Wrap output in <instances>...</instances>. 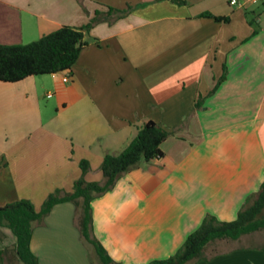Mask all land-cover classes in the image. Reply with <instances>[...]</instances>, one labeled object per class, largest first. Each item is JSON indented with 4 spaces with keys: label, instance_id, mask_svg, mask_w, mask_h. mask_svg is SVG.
I'll return each mask as SVG.
<instances>
[{
    "label": "crops",
    "instance_id": "0c3cea01",
    "mask_svg": "<svg viewBox=\"0 0 264 264\" xmlns=\"http://www.w3.org/2000/svg\"><path fill=\"white\" fill-rule=\"evenodd\" d=\"M127 6L123 17L91 27L71 70L0 81V206L25 198L39 210L55 189H72L83 159L85 180L102 181L104 154L153 120L169 132L163 155L91 201L93 234L109 256L148 264L172 255L206 214L233 220L264 179V2L0 0V44ZM74 212L58 203L35 225L39 264H89ZM0 231V249L15 243ZM206 255L184 264H264V244Z\"/></svg>",
    "mask_w": 264,
    "mask_h": 264
},
{
    "label": "trees",
    "instance_id": "16d2710c",
    "mask_svg": "<svg viewBox=\"0 0 264 264\" xmlns=\"http://www.w3.org/2000/svg\"><path fill=\"white\" fill-rule=\"evenodd\" d=\"M131 9L132 6L95 10L89 21L82 26L64 24L29 43L0 44V81L16 82L32 75L71 70L81 49L88 43L85 37L91 27L99 22L112 23ZM202 15L217 21H228L227 16H215L209 12ZM94 41L97 42V39L94 38ZM225 74L226 67L223 65L222 75L211 92L223 81ZM201 103L197 98L195 107H199ZM168 135L165 128L149 119L138 127L135 137L121 151L104 154L100 165L102 181L85 180L84 174L89 163L83 159L79 162L82 174L73 182L72 189H55L46 196L39 210L25 198L0 206V227L8 228L15 236L14 244L0 249L2 263L39 264L30 247L33 229L35 225L42 223L56 204L68 201L75 207V225L82 242L91 248L100 264H120L109 256L93 234L91 201L113 189L124 173L141 163L161 157L163 152L160 145ZM256 231L264 232V179L258 190L246 198L233 220L222 221L212 214H206L200 225L187 235L172 255L152 260L148 264H184L190 260L207 258L210 244L218 240H239ZM2 237L3 233L0 231V241Z\"/></svg>",
    "mask_w": 264,
    "mask_h": 264
},
{
    "label": "rangeland",
    "instance_id": "374dc122",
    "mask_svg": "<svg viewBox=\"0 0 264 264\" xmlns=\"http://www.w3.org/2000/svg\"><path fill=\"white\" fill-rule=\"evenodd\" d=\"M244 1L245 0H240V3L244 2ZM141 164H142L143 168H146V165H144V163H141ZM74 210H75V207H74ZM73 214H74V222H75L76 211ZM252 243H254V245L264 244V232L263 231H256V232L251 233L248 236H244L241 239L234 240V241H225V240L219 241L218 240V241L210 244V246L207 250V253L212 254L213 252H216V251H218V252L219 251H225V250H228L230 248L248 245V244H252ZM87 261L89 264H100V262L96 258L93 251L89 252V257H88Z\"/></svg>",
    "mask_w": 264,
    "mask_h": 264
},
{
    "label": "built area",
    "instance_id": "2783aa9c",
    "mask_svg": "<svg viewBox=\"0 0 264 264\" xmlns=\"http://www.w3.org/2000/svg\"><path fill=\"white\" fill-rule=\"evenodd\" d=\"M253 2H264V0H252ZM229 3L231 5H237L239 6L240 5V0H229Z\"/></svg>",
    "mask_w": 264,
    "mask_h": 264
}]
</instances>
